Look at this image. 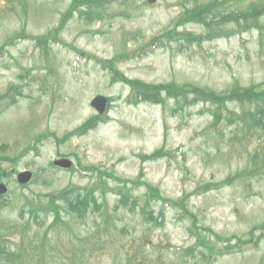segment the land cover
Returning a JSON list of instances; mask_svg holds the SVG:
<instances>
[{
  "label": "rangeland",
  "instance_id": "1",
  "mask_svg": "<svg viewBox=\"0 0 264 264\" xmlns=\"http://www.w3.org/2000/svg\"><path fill=\"white\" fill-rule=\"evenodd\" d=\"M212 2L222 14L208 26L186 22ZM71 4L0 0V244L14 253L0 264H264V127L229 122L243 110L232 103L216 124L214 106L179 92L264 82V0ZM253 11L256 22L244 17ZM60 158L70 171L50 169ZM23 171L32 182L21 189ZM145 185L166 202L147 204ZM90 186L98 207L82 219L30 220L48 195ZM178 200L191 219L163 206Z\"/></svg>",
  "mask_w": 264,
  "mask_h": 264
},
{
  "label": "trees",
  "instance_id": "2",
  "mask_svg": "<svg viewBox=\"0 0 264 264\" xmlns=\"http://www.w3.org/2000/svg\"><path fill=\"white\" fill-rule=\"evenodd\" d=\"M78 4V0H72V4L70 6V10H73L72 8ZM102 5L96 6L95 3L90 4V7L87 8L88 13H91L97 9H99ZM82 7H85L84 5ZM74 11V10H73ZM75 12V11H74ZM190 12L189 18L187 17L185 20L187 23H197L199 21H202L205 23V19L209 17L211 14L214 16V18H217V15L221 14V11H219V8L217 7L216 2H212L211 4H203L201 6L197 5L192 9ZM256 11L251 12L249 15H244V17H250L255 22L257 21V16L255 15ZM264 13V12H263ZM260 13V14H263ZM86 12L83 14L85 15ZM236 17H239V15H236ZM246 28H248L251 23L246 18L244 21ZM233 23L236 24V26H240V20L239 18L233 19ZM247 23V24H246ZM258 23V22H257ZM207 26L208 23H205ZM255 24V23H254ZM59 28H55L53 33L58 32ZM218 30L217 27H211L209 28V32H214ZM219 34V33H218ZM47 37H43L41 39H45L48 37H51L52 34H47ZM195 40L201 41L203 38L201 36L194 37L191 35ZM187 90V91H186ZM179 92H186V94L189 96L192 95L194 98L193 102H201L205 104H211L214 106V112H213V119L215 120L216 124L221 120L219 114L222 109H224L225 105L232 103V104H238L243 110L242 113L237 115L235 113H231V115L236 118L235 121H232V119H229V117H226L229 122L233 123H241L243 125H249L253 128H263L264 127V82L259 85H254L251 87L242 88L238 85H235L232 89L215 93L213 91L203 90V89H196L191 86H182L179 87ZM151 93V92H150ZM182 97L181 94H179L175 99H180ZM144 100V99H143ZM148 101V100H144ZM244 107H248V109H245ZM251 107H253V110H251ZM247 110V111H246ZM244 177L242 174H237L235 177L238 179V177ZM68 189L63 190L60 193H54L47 196V204L41 208L39 211L37 208L30 206V210L28 212V215L30 216L31 221H35L38 219L39 213L49 214L51 213L52 223L55 225L57 223L63 222L66 223L65 219H62V214H65L67 216H73L77 219H82V217L87 208L94 206L98 207V200L95 198L96 195V187H90L86 192V194H82V192H78L74 198L70 197L69 194L71 191H67ZM149 193L146 194L145 198L147 200H151L152 196H155L158 200L164 201L162 197L159 194V191L157 189H152L148 187ZM152 195V196H150ZM0 201H2V197H0ZM123 203V201H122ZM3 203H0V209L2 208ZM174 207L177 209L179 214H183L185 217H193L192 213L189 212L187 209L186 204L184 203V200H178L173 201V203L170 204V207ZM100 208V207H99ZM25 213V211H24ZM141 216L148 217V215L145 214V210L142 207L141 208ZM22 217V214H21ZM191 219V218H190ZM195 225L193 224V227ZM258 230H262L264 232V227L259 228ZM220 238V237H219ZM42 247L45 245V242L42 241L40 244ZM202 247L206 245H201ZM14 253L10 252L8 250H5L4 246L0 244V258L8 260L10 256H12Z\"/></svg>",
  "mask_w": 264,
  "mask_h": 264
},
{
  "label": "water",
  "instance_id": "3",
  "mask_svg": "<svg viewBox=\"0 0 264 264\" xmlns=\"http://www.w3.org/2000/svg\"><path fill=\"white\" fill-rule=\"evenodd\" d=\"M154 0H148L149 3H152ZM92 105L93 107H95L99 112H102L103 109V105H104V99L101 97H97L92 101ZM55 164L60 165L61 167H69L70 166V162L68 161H59L56 162ZM30 179V174H21L18 177V180L20 183H26L28 180ZM4 191V188L1 186L0 187V193Z\"/></svg>",
  "mask_w": 264,
  "mask_h": 264
}]
</instances>
